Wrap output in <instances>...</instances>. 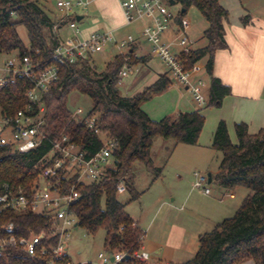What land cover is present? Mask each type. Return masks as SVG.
Wrapping results in <instances>:
<instances>
[{"label": "trees", "instance_id": "1", "mask_svg": "<svg viewBox=\"0 0 264 264\" xmlns=\"http://www.w3.org/2000/svg\"><path fill=\"white\" fill-rule=\"evenodd\" d=\"M180 2L183 10L179 18L185 17L188 7L193 6L207 25L202 32L205 46L195 49L188 56L189 67L202 60L205 62L204 72L209 85L203 108L165 116L159 121L151 120L141 106L169 88L172 81L166 73L160 74L154 83L132 97L121 95L118 86L122 67L145 65L149 60L147 57H133L132 48L124 55H115L100 73L94 71L89 61L61 68L59 81L43 97L46 140L27 154H19L9 146H0V193L2 184L7 183L13 189L21 188L29 196L39 183L40 169L51 148L49 141L64 127L65 133L85 153L86 158L101 150L102 136L113 140V166L99 183L76 187L80 197L71 205L69 213L75 217L76 227L85 233L95 235L98 230L105 231V254H127L128 259L116 264H149L132 257L134 252L141 251L144 237L124 211L125 204L117 198L116 186L124 184L130 195L129 201L138 199L140 193L133 188V165H144L155 173L154 180L161 175L162 169L154 167L151 159L154 139L171 140L174 145H195L204 125L201 110L218 108L222 100L231 94L230 87L213 76L215 53L227 49L224 23L228 13L220 6L219 0ZM11 13L14 15L11 16ZM54 21L37 0H0V52L24 55L30 51L35 57V52L39 51L36 58L46 60L56 45L52 31ZM241 22L247 24L248 17L242 18ZM18 27L25 29L27 44L20 39ZM25 89L24 84H17L0 90V105L6 113L13 114L24 107ZM71 92L91 100L92 107L86 118L96 119L100 135L89 132L81 121L70 120L67 98ZM233 128L235 145L229 138L224 121L217 124L213 133L211 148L221 154V159L218 173L212 179L222 189L242 187L248 194L232 217L198 237L196 253L182 264H242L248 260L264 264V129L250 135L243 122L235 123ZM75 180L76 176H72L62 180V183L65 188H70ZM10 223L13 230L6 232L4 228ZM41 233L45 236L42 245L57 244L49 216L0 210V234L3 237L13 235L18 242L20 238ZM50 259L51 256L42 255L39 250L34 256H28L19 244L0 250V264H48ZM53 261L72 264L68 255L53 258Z\"/></svg>", "mask_w": 264, "mask_h": 264}, {"label": "built area", "instance_id": "2", "mask_svg": "<svg viewBox=\"0 0 264 264\" xmlns=\"http://www.w3.org/2000/svg\"><path fill=\"white\" fill-rule=\"evenodd\" d=\"M95 0H56L57 19L52 31L56 39L51 54L46 60L36 58L31 52L19 55L16 52H0V90L17 84H24L25 105L13 114L6 113L0 105V146H9L19 154H27L37 149L45 140V107L43 97L60 79L63 67L74 65L79 61L93 60V56L113 47L116 55L131 52L140 41L137 37H115L114 31H93L86 36L78 28V11L87 12ZM121 10L124 25L131 26L142 22L138 31L140 38L149 45L150 53L163 66L165 73L179 87L188 91L193 100L201 107L207 102L204 95L205 84L195 71L194 63L189 67L188 56L195 50L187 32L189 22L182 13L180 0H117ZM173 2V4H171ZM14 14L11 13V16ZM70 33L67 37L61 35L63 29ZM169 39H164L165 36ZM130 70L124 65L119 72L120 81ZM88 114V113H87ZM78 108L71 112L70 120L81 121L85 128L94 135H100L96 119L86 118ZM65 127L49 141L50 152L40 169L39 183L31 195L27 196L21 189H13L7 183L2 184L0 193V210H11L17 213H42L51 218L54 235L57 236L55 246L42 245L44 234L29 238H20L16 242L13 235L3 237L0 234V250L5 246L19 244L28 256H34L39 250L42 255L51 256L48 264L55 263L53 258L67 255V242L72 231H77L76 219L69 213V208L80 197L76 190L78 185L97 184L102 181L108 169L113 166L111 152L113 140L102 136L103 146L94 156L86 158L65 133ZM63 172V173H62ZM62 173V174H61ZM76 176L75 183L65 188L62 180ZM193 188L209 194L207 176L194 173ZM117 195L126 193L123 183L116 186ZM4 230L12 232L13 225L8 224ZM127 254L108 255L97 254L96 263L116 264L126 260ZM132 257L139 261L149 260L144 252H134Z\"/></svg>", "mask_w": 264, "mask_h": 264}, {"label": "crops", "instance_id": "3", "mask_svg": "<svg viewBox=\"0 0 264 264\" xmlns=\"http://www.w3.org/2000/svg\"><path fill=\"white\" fill-rule=\"evenodd\" d=\"M219 4L228 13V19L224 23L227 49L215 53L213 76L229 86L231 94L222 100L218 108L209 107L201 110L204 125L195 145H174L173 142L168 141L166 144L164 143L165 146H173L172 154L177 153V149H181L179 157L194 163L203 161L207 153H215V157L218 158L216 151L211 148V143L213 133L220 121L225 122L229 138L234 145L236 144V141H233L235 123H245L250 135H256L261 129H264V0H219ZM86 14L91 17L95 16L94 19L97 21L102 20L104 25L115 33L125 26L117 0H95ZM244 17H248V22L245 25L241 22ZM78 18L79 23L85 19L83 14H79ZM140 43L134 47L133 57H147L149 59L143 66L148 76H154L152 84L160 74H165V70L159 72L153 69L152 59L156 58L149 49L148 53L144 52L137 56L136 51L141 48ZM205 44L206 42L198 48H202ZM198 63H201L202 74L199 72L197 76L208 81L204 72L205 62L202 60ZM159 65L162 66L160 63ZM140 66L130 67V69L137 72ZM171 81L172 84L166 91L154 97L153 106L145 107L144 104L141 106V110L153 121H159L165 116H174L180 112H193L203 108L193 100L188 91L179 87L173 80ZM204 84V95H207L209 81L207 84L204 82ZM187 94L190 97H187ZM219 162L215 168L207 165L205 167L211 176V182L208 183L209 194H204L202 190L200 192L206 197L213 194L210 186L214 183L213 176L218 173ZM216 187L218 194L214 196L213 201H209L208 204L191 203V209L179 216V225L173 227L174 231H167L166 235L159 230L156 234H149L142 225L143 218L141 216L138 218L129 216L143 233L144 241L141 250L149 255V263L182 264L186 262L196 253L198 237L203 234L199 233L202 231H198L196 227L193 230L191 225L195 221L198 223L199 219H206L214 228L217 223L221 222L219 220L226 216L227 212L238 209V205L232 204L235 199L236 188L227 190ZM193 189L195 188L192 185L187 190L186 196L182 199V204L187 203V198L193 194ZM166 192L170 201L175 202L178 192L174 190H167ZM162 198L160 195L157 202L161 203ZM180 210H182L181 207ZM190 244V249H187ZM194 245L196 246L193 247ZM194 249L196 251H193ZM242 264L254 263L248 260Z\"/></svg>", "mask_w": 264, "mask_h": 264}, {"label": "rangeland", "instance_id": "4", "mask_svg": "<svg viewBox=\"0 0 264 264\" xmlns=\"http://www.w3.org/2000/svg\"><path fill=\"white\" fill-rule=\"evenodd\" d=\"M37 1L41 4L47 14L52 15L53 19H57V9L55 7L56 0ZM77 13L84 15L85 19L83 20V22L78 23V28L83 32L85 36L93 31H109L102 20L97 21L96 19H94L95 16L91 17L81 11H78ZM185 19H187L189 22V29L187 34L189 38L193 42H195L193 44V47L197 49L205 42V40L202 38V32L206 27V22L204 21L198 10L193 6L188 7L185 14ZM142 27V22H137L131 26H124L121 30L117 31L114 34L115 37H126L128 35L137 37L141 42V48L139 49V51H136L137 56L143 54L144 52L148 53L149 49V45L146 44L138 34L139 29H142ZM17 32L22 42L27 44L28 39L25 29L23 27H18ZM69 33L70 32L65 28L61 31V35L63 37H67ZM164 39H169V36H165ZM116 54V49L111 47L102 53L94 55L92 58L93 60H91V65L94 71L96 73H100L101 71H103L106 64L109 63ZM151 65L155 71L163 72L164 70V68L160 66L159 62L154 58L152 59ZM144 68L145 67L141 65L138 68L137 72H135L134 69H130L127 72V76L121 79L118 86V90L121 95H123L124 97H132L133 95L141 92L144 87L151 84L154 76H148L144 71ZM194 70H199V72H201L202 74L201 63L195 65ZM204 82L206 84L208 83L207 80H204ZM190 95L187 94L186 96L190 97ZM154 100L155 99L152 98L150 101L144 103V106H153L155 102ZM91 107L92 102L87 96L81 95L77 92H71L68 95L67 108L70 110V112H74L76 109L80 108L83 111V115H85L91 110ZM166 141L172 142L171 140H164L157 137L154 139L151 148L154 167H160L162 169L161 175L154 180L156 176L155 173L148 170L146 167H144V165L135 163L132 170L133 188L136 192L140 193V197L134 201H129L130 195L127 192L117 196L119 201L125 204L124 211L128 216H131L133 218H138L139 216H141L143 218L142 225L143 227H145L146 231L149 234H156V232L159 230L164 233V235H166L167 231H174L175 229H173V227L179 225V216L191 209V203L194 202L197 204H208V202L213 201L214 196H217L218 194V192L216 191L217 185L213 183L210 186L213 193L211 196L206 197L200 192L201 190L193 189V194L187 198V203L182 204V199H184V197L186 196L187 190L191 188V186L195 182L194 173L207 176L209 172H207V168H205L206 165L208 167L215 168L216 164L221 158V154L216 151V154L218 156V158H216L214 155L215 153H211L212 155L207 153L205 154L203 161H199L198 163H194L192 161L189 162V160H183V158L179 157V152L181 149H177V153L172 154L173 146H165ZM233 141H236L235 138L233 139ZM167 190H174L178 192V194H176L177 197L175 202L170 201V197L166 192ZM235 192L236 195L232 204L239 206L243 200L242 197H245V195L248 194V191L245 188L237 187L235 189ZM160 195H162L163 197L161 203L157 202V198ZM180 207L182 210H180ZM234 213L235 210L233 212H227V214H225L226 216H223V218H221V220L219 221H223L226 218L232 217ZM167 214L168 216H166ZM199 220L200 221H198V223H196L195 221V223L191 225V227L193 226V230L196 227L198 231H202L199 233H206L210 232L213 229V226L209 223V220ZM104 237V230H98L95 235H89L81 229L72 231L71 237L67 242V255L69 256L71 263H96L97 254L103 252ZM190 246L191 244L188 245L187 249H190ZM195 246L196 245H194L193 247ZM193 251L196 250L194 249Z\"/></svg>", "mask_w": 264, "mask_h": 264}, {"label": "water", "instance_id": "5", "mask_svg": "<svg viewBox=\"0 0 264 264\" xmlns=\"http://www.w3.org/2000/svg\"><path fill=\"white\" fill-rule=\"evenodd\" d=\"M171 4H173V2H171ZM77 20H79V18H77ZM211 182V176L210 174L207 175V183ZM126 259H128V257H126Z\"/></svg>", "mask_w": 264, "mask_h": 264}]
</instances>
